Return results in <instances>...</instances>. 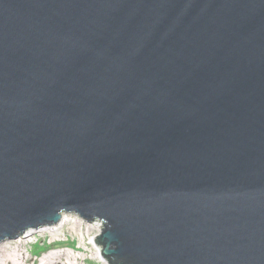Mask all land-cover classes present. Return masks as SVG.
I'll list each match as a JSON object with an SVG mask.
<instances>
[{
    "label": "water",
    "instance_id": "1",
    "mask_svg": "<svg viewBox=\"0 0 264 264\" xmlns=\"http://www.w3.org/2000/svg\"><path fill=\"white\" fill-rule=\"evenodd\" d=\"M64 213L109 264H264V0H0V244Z\"/></svg>",
    "mask_w": 264,
    "mask_h": 264
},
{
    "label": "rangeland",
    "instance_id": "2",
    "mask_svg": "<svg viewBox=\"0 0 264 264\" xmlns=\"http://www.w3.org/2000/svg\"><path fill=\"white\" fill-rule=\"evenodd\" d=\"M63 215L72 221L65 226L66 228L58 230L55 235L49 232H38L29 238L6 240L0 245L7 243L9 252L13 251V247L16 245L21 247L25 258H28L30 262L26 263L22 259L16 264H34V262L39 264L44 257L53 253L76 255L80 258V264H109L96 247V240L101 235L104 225L101 222L88 223L74 213H64ZM97 252L99 256L96 257L94 254ZM85 258H87V262L83 260ZM62 260L67 261V258L63 257Z\"/></svg>",
    "mask_w": 264,
    "mask_h": 264
},
{
    "label": "bare ground",
    "instance_id": "3",
    "mask_svg": "<svg viewBox=\"0 0 264 264\" xmlns=\"http://www.w3.org/2000/svg\"><path fill=\"white\" fill-rule=\"evenodd\" d=\"M65 215H63L62 219L59 221L58 224L46 225V226H43V227L38 228V229L30 228L17 239L29 238L30 236H33L34 234H36L38 232H44V233L49 232L50 234L55 235V234H57L58 230L64 228L70 221H72V219H70V221H69L68 220L69 218L67 219V216L65 217ZM95 222H101V221L97 220ZM101 223L104 225L103 222H101ZM96 247H97V249L100 250V252L98 250L99 253H101L103 251L101 246L96 244ZM13 248H14V250L9 252L7 243H6V245H4V244L0 245V264H16V262H18L19 260H22V259H24L26 263L30 262V260L28 258H25L23 252L20 249L21 248L20 246L16 245ZM98 252L94 254V255H96V257L99 256ZM63 257L67 258V261H63L62 260ZM79 259L80 258L76 257V255L73 256V255L64 254V253H53V254H50V255L44 257L40 261L39 264H80ZM83 260L85 262H87V258H85ZM34 264H36V263L34 262Z\"/></svg>",
    "mask_w": 264,
    "mask_h": 264
}]
</instances>
